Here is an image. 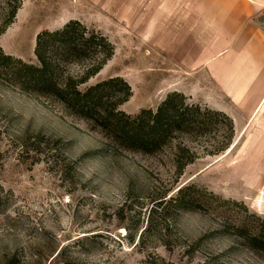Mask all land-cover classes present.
<instances>
[{
  "label": "rangeland",
  "instance_id": "374dc122",
  "mask_svg": "<svg viewBox=\"0 0 264 264\" xmlns=\"http://www.w3.org/2000/svg\"><path fill=\"white\" fill-rule=\"evenodd\" d=\"M246 3L263 25L264 0H22L0 47L37 63V34L77 19L116 48L82 89L119 75L132 88L129 114L175 90L214 108L203 101L211 27L239 22L231 9ZM237 127L216 155L204 154L209 135L186 139L199 157L176 181V139L154 154L115 147L0 70V264H264L251 241L264 222V112ZM187 186L192 205L169 201Z\"/></svg>",
  "mask_w": 264,
  "mask_h": 264
},
{
  "label": "trees",
  "instance_id": "16d2710c",
  "mask_svg": "<svg viewBox=\"0 0 264 264\" xmlns=\"http://www.w3.org/2000/svg\"><path fill=\"white\" fill-rule=\"evenodd\" d=\"M21 4L22 0H4L0 34L14 21ZM115 50L108 36L71 19L61 28L37 34V63L6 54L0 47V70H5L9 80L23 92L57 102L68 114L100 128L115 147L154 154L176 139L172 152L177 162L176 181L185 167L199 157L198 150L186 139L212 137L206 155L220 154L230 147L236 133L233 119L223 111L189 102L181 91L167 93L155 109L142 108L129 114L121 106L131 98L132 88L122 76L104 78L82 89L113 58ZM192 188L180 187L169 201L188 208L195 197L186 198L184 193ZM251 241L253 246L264 248V222L252 234Z\"/></svg>",
  "mask_w": 264,
  "mask_h": 264
},
{
  "label": "crops",
  "instance_id": "0c3cea01",
  "mask_svg": "<svg viewBox=\"0 0 264 264\" xmlns=\"http://www.w3.org/2000/svg\"><path fill=\"white\" fill-rule=\"evenodd\" d=\"M254 10L248 3L237 14L232 8L231 15L240 21L221 29L212 26L209 36L205 69L212 93L203 101L229 115L236 130L240 121L254 120L264 112V24L249 19Z\"/></svg>",
  "mask_w": 264,
  "mask_h": 264
}]
</instances>
